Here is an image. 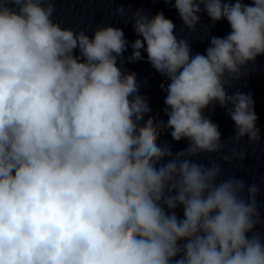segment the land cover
Here are the masks:
<instances>
[{
  "label": "clouds",
  "instance_id": "1",
  "mask_svg": "<svg viewBox=\"0 0 264 264\" xmlns=\"http://www.w3.org/2000/svg\"><path fill=\"white\" fill-rule=\"evenodd\" d=\"M163 2L186 35L163 11L117 6L129 41L62 26L55 0H0V264H264V177L218 162L243 171L240 142L261 144L252 94L228 90L264 57V0ZM202 14L230 26L203 52ZM145 58L165 78L163 118L122 67ZM215 105L235 126L226 142Z\"/></svg>",
  "mask_w": 264,
  "mask_h": 264
}]
</instances>
